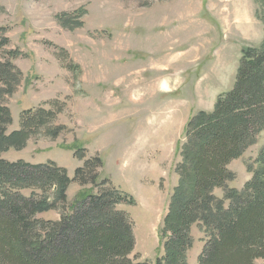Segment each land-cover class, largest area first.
Listing matches in <instances>:
<instances>
[{
	"label": "rangeland",
	"instance_id": "1",
	"mask_svg": "<svg viewBox=\"0 0 264 264\" xmlns=\"http://www.w3.org/2000/svg\"><path fill=\"white\" fill-rule=\"evenodd\" d=\"M80 10L77 29L57 20ZM0 27L6 30L0 44L8 40L0 62L21 73L1 102L12 119L7 134L21 129L29 110L55 115L1 158L54 163L72 179L67 203L34 219L59 222L86 195L115 188L127 196L117 209L132 224L129 260L154 264L163 255L161 230L179 181L186 126L233 88L242 51L262 43L264 1L0 0ZM56 128L55 138L47 134ZM263 149L264 128L228 165L235 176L228 187L242 189L251 178L247 165ZM95 159L101 165L87 169L89 182L81 184L75 171ZM214 195L222 198L223 189ZM190 234L187 264H196L205 236L197 225Z\"/></svg>",
	"mask_w": 264,
	"mask_h": 264
},
{
	"label": "trees",
	"instance_id": "2",
	"mask_svg": "<svg viewBox=\"0 0 264 264\" xmlns=\"http://www.w3.org/2000/svg\"><path fill=\"white\" fill-rule=\"evenodd\" d=\"M81 14L64 13L57 20L74 30L82 26ZM5 32L0 27V34ZM7 41L2 38L0 46ZM20 74L10 62H0V264H149L128 258L135 244L132 224L117 209L127 196L115 188L86 195L59 222L34 219L67 203L72 179L54 163L31 165L1 158L10 148H23L55 117L44 109L29 110L23 113L21 129L7 134L12 119L1 102L12 94ZM263 128L264 39L258 48L242 51L233 88L217 98L210 112L197 113L186 126L179 181L161 230L163 255L154 264H187L193 225L205 236L196 264L264 263V149L247 165L251 178L242 189L227 186L235 177L228 165L256 143ZM59 131L47 134L55 138ZM98 165L97 159L88 162L75 171V178L88 183L85 171ZM216 189H223L222 198L214 195Z\"/></svg>",
	"mask_w": 264,
	"mask_h": 264
},
{
	"label": "crops",
	"instance_id": "3",
	"mask_svg": "<svg viewBox=\"0 0 264 264\" xmlns=\"http://www.w3.org/2000/svg\"><path fill=\"white\" fill-rule=\"evenodd\" d=\"M259 261V260H258Z\"/></svg>",
	"mask_w": 264,
	"mask_h": 264
}]
</instances>
